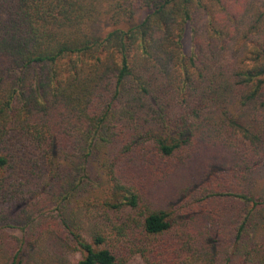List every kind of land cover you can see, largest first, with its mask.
Masks as SVG:
<instances>
[{
	"label": "trees",
	"instance_id": "16d2710c",
	"mask_svg": "<svg viewBox=\"0 0 264 264\" xmlns=\"http://www.w3.org/2000/svg\"><path fill=\"white\" fill-rule=\"evenodd\" d=\"M198 125L246 146L204 188L198 242L211 263L264 264V0H0V264H122L106 221L139 198L117 165L172 158ZM171 217L145 214L143 239Z\"/></svg>",
	"mask_w": 264,
	"mask_h": 264
},
{
	"label": "rangeland",
	"instance_id": "374dc122",
	"mask_svg": "<svg viewBox=\"0 0 264 264\" xmlns=\"http://www.w3.org/2000/svg\"><path fill=\"white\" fill-rule=\"evenodd\" d=\"M136 14L140 18L144 13L137 11ZM190 48L187 31L184 52L188 54ZM240 148L246 146L239 136L228 135L221 129L207 130L198 125L190 143L172 158L158 161L152 153L149 156L143 153V157L137 155L121 159L116 168L118 177L138 196L139 205L133 211L109 216L111 223L106 221L109 227L104 233V247L110 249L122 264H147L144 256L150 261L161 260L162 264H217L215 261L211 263L213 257L210 249H205L198 242L197 236L202 226L208 231L214 228L206 216L207 204L204 201L200 204L198 200L209 183H214L215 178L216 181H224L235 168L236 151ZM259 171L261 173L256 174L255 181L257 185L264 186V168ZM213 185L212 188L216 187V183ZM42 201L43 198H40V203ZM43 206L51 212L53 204L51 200H46ZM35 208L34 211L37 210ZM156 210L171 212V228L161 236L144 240L141 219L148 212ZM9 235L13 239L19 237L20 233L11 230ZM85 235L89 238L86 231ZM153 244L159 246L156 255L151 250ZM174 246L176 251L171 252L173 250L170 248ZM65 259L68 264H75L79 255L68 254Z\"/></svg>",
	"mask_w": 264,
	"mask_h": 264
}]
</instances>
